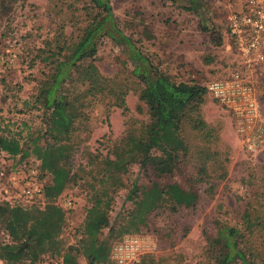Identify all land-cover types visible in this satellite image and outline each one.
Masks as SVG:
<instances>
[{"label":"rangeland","instance_id":"374dc122","mask_svg":"<svg viewBox=\"0 0 264 264\" xmlns=\"http://www.w3.org/2000/svg\"><path fill=\"white\" fill-rule=\"evenodd\" d=\"M109 2L116 26L175 83L205 86L239 66L226 29V16L236 0H203L206 24L221 35L218 46L198 30L196 15L176 3ZM86 7L88 0H0V134L18 140L21 151L14 157L16 163L34 168L42 183L37 201L15 204L42 208L51 201L62 210L57 253L53 254L60 264H70L69 258L75 264H89L88 250L109 254L129 235L141 240V250L130 264H211L207 239L219 225L240 223L245 201L264 181V144L247 151L229 112L207 92L199 105V118L206 126L203 130L183 123L178 134L172 127H158L154 132L148 104L138 98L143 84L131 73L130 62L119 47L106 36L97 40L95 55L86 59L85 65H95L108 88L93 89L74 76L65 80L60 89L70 105L65 109L71 122L66 129L62 119L50 116L35 96L56 61L81 37L93 15L86 14ZM252 78L264 126V60ZM148 123L149 132L153 127L151 135H158L178 155L173 172L156 175L149 164L135 161L124 174L102 173L103 159L124 149L115 146L123 147L126 137H145ZM178 137L185 143L184 154ZM201 166L204 173L198 180ZM61 170L65 173L60 175ZM153 181L177 182L194 190L197 199L194 205L175 211L163 200L148 211L126 198L133 182L145 186ZM209 184L213 185L210 192L206 190ZM68 199L71 206L64 208ZM98 214H103L107 223L95 229L92 219ZM250 226L251 220L247 229ZM9 242L0 223V244ZM67 247L76 250L65 257ZM47 256V252L39 255L34 264H41ZM106 263L113 264L108 256ZM0 264L28 262L0 260Z\"/></svg>","mask_w":264,"mask_h":264},{"label":"trees","instance_id":"16d2710c","mask_svg":"<svg viewBox=\"0 0 264 264\" xmlns=\"http://www.w3.org/2000/svg\"><path fill=\"white\" fill-rule=\"evenodd\" d=\"M176 3L178 8L196 15L197 28L207 35L213 45L221 43V35L216 33L206 24V10L203 0H160ZM90 16L88 23L83 28L82 35L73 45L70 52L64 53L61 60L56 61L52 74L40 84L35 96L37 102L44 110H49L50 116H59L63 125L70 128V117L65 109L70 107L67 97L60 87L67 79H82L93 89L101 87L107 89L106 80L97 71L91 62L85 65L86 59H91L96 52L97 40L106 36L113 41L119 50L130 62L131 73L141 81L143 89L139 99L148 104L149 116L153 119L154 132L158 127L173 128L178 134L183 123H187L196 131L203 130L206 126L199 118V105L203 101L206 88L197 83L180 84L169 79L158 70L144 55L132 39L123 34L116 26L115 17L111 10L109 0H88ZM93 11V12H92ZM193 114V118L189 115ZM145 126V137L135 139L128 136L124 140V148L120 152L114 151L113 158L103 159L102 173L112 175L124 174L131 162L138 161L141 165L149 164L156 175L171 174L178 161V155L168 147L158 135H151ZM68 128V129H69ZM207 133V130H206ZM178 136V135H177ZM181 143L182 154L186 152L185 143ZM155 150L156 154H151ZM21 146L14 137L0 134V152L17 155ZM203 166L198 170V180H202ZM61 170V174H64ZM213 185L206 188L211 191ZM256 194L248 197L240 215V223L233 225H219L213 237L207 239V250L210 254L211 264H264V181L259 186ZM126 198L133 201L137 208L148 211L158 207L161 201L167 200L171 211L178 207L194 205L197 194L191 188L184 189L177 182L157 183L139 186L133 182L127 191ZM255 202L258 206H254ZM251 226L247 229L248 221ZM93 226L99 229L106 225L103 214H98ZM63 222V213L57 204L46 201L42 208H23L11 205L6 200H0V223L7 232L10 242L0 244V260L5 263H16L26 260L34 264L39 255L47 252L46 258H58V234ZM75 248L67 247L64 256ZM88 263L105 264L108 252L101 254L96 250L87 251ZM70 257V256H69ZM70 264H75L69 258Z\"/></svg>","mask_w":264,"mask_h":264},{"label":"built area","instance_id":"2783aa9c","mask_svg":"<svg viewBox=\"0 0 264 264\" xmlns=\"http://www.w3.org/2000/svg\"><path fill=\"white\" fill-rule=\"evenodd\" d=\"M226 29L239 66L209 80L205 88L229 112L246 150L255 151L264 144V126L252 78L264 60V0H240L238 9L230 10L226 16ZM14 157L0 152V189L5 194L0 192L3 197L0 200L11 205L21 200L35 202L42 196L40 173L26 163H16L18 160ZM70 206V199L64 201V208ZM140 250L141 240L137 235L125 236L111 248L108 261L130 264ZM41 264H60V261L48 258Z\"/></svg>","mask_w":264,"mask_h":264},{"label":"crops","instance_id":"0c3cea01","mask_svg":"<svg viewBox=\"0 0 264 264\" xmlns=\"http://www.w3.org/2000/svg\"><path fill=\"white\" fill-rule=\"evenodd\" d=\"M239 3H240V0H236V2H235V5H234L233 9L237 10V9H238V7H239Z\"/></svg>","mask_w":264,"mask_h":264}]
</instances>
